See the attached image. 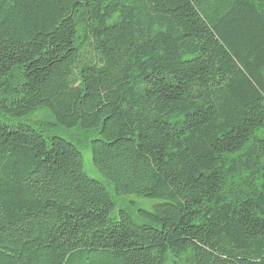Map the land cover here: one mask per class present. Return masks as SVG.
I'll use <instances>...</instances> for the list:
<instances>
[{
    "label": "trees",
    "instance_id": "1",
    "mask_svg": "<svg viewBox=\"0 0 264 264\" xmlns=\"http://www.w3.org/2000/svg\"><path fill=\"white\" fill-rule=\"evenodd\" d=\"M170 255L264 264V0H0V264Z\"/></svg>",
    "mask_w": 264,
    "mask_h": 264
},
{
    "label": "rangeland",
    "instance_id": "2",
    "mask_svg": "<svg viewBox=\"0 0 264 264\" xmlns=\"http://www.w3.org/2000/svg\"><path fill=\"white\" fill-rule=\"evenodd\" d=\"M51 120L50 114L47 111H40L33 115L27 122H36L40 120ZM49 120V121H50ZM84 157V169L89 177L105 183L110 191V194L117 206V211H126L131 213L133 217L136 215L137 209H143L147 211H154V207L160 203L159 200H149L146 198L130 195V196H117L114 189H111L104 177L96 170L92 162V152L90 149L83 150ZM166 264H190L187 262V256L175 257L170 255Z\"/></svg>",
    "mask_w": 264,
    "mask_h": 264
}]
</instances>
